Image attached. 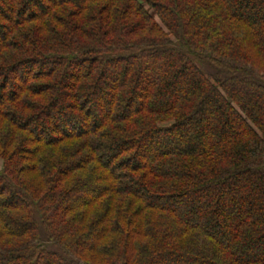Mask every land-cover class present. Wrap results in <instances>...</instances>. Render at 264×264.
I'll use <instances>...</instances> for the list:
<instances>
[{"label":"trees","instance_id":"1","mask_svg":"<svg viewBox=\"0 0 264 264\" xmlns=\"http://www.w3.org/2000/svg\"><path fill=\"white\" fill-rule=\"evenodd\" d=\"M0 264H264V0H0Z\"/></svg>","mask_w":264,"mask_h":264},{"label":"rangeland","instance_id":"2","mask_svg":"<svg viewBox=\"0 0 264 264\" xmlns=\"http://www.w3.org/2000/svg\"><path fill=\"white\" fill-rule=\"evenodd\" d=\"M19 81H21V80H19ZM103 93H104V92H102V94H101L102 96H103ZM148 154H149V153H148ZM148 154H146V156L143 157L144 160L148 159V157H149Z\"/></svg>","mask_w":264,"mask_h":264}]
</instances>
